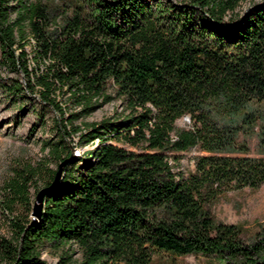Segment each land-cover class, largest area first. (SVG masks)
Masks as SVG:
<instances>
[{
  "label": "trees",
  "instance_id": "16d2710c",
  "mask_svg": "<svg viewBox=\"0 0 264 264\" xmlns=\"http://www.w3.org/2000/svg\"><path fill=\"white\" fill-rule=\"evenodd\" d=\"M10 1L0 0V69L21 80L0 75V93L36 94L58 116L42 148L57 163L71 157L39 216L0 239V264H148L156 252L264 264V224L243 239L209 211L221 193L264 181V156L237 141L255 135L264 154V1L239 12L241 0H86L85 15L50 30L41 5ZM25 43L43 66L34 75ZM54 92L78 110L64 116ZM113 98L126 114L73 125ZM185 115L189 128H176ZM194 147L193 169H178L176 153ZM37 175L7 188L23 196Z\"/></svg>",
  "mask_w": 264,
  "mask_h": 264
},
{
  "label": "rangeland",
  "instance_id": "374dc122",
  "mask_svg": "<svg viewBox=\"0 0 264 264\" xmlns=\"http://www.w3.org/2000/svg\"><path fill=\"white\" fill-rule=\"evenodd\" d=\"M41 5L49 18L48 29H56L65 16H69L73 10H79L82 15L88 11L86 0H26ZM176 1V0H171ZM264 0H241L237 10L245 11L248 6L257 5ZM13 4V0L9 2ZM31 42V39H28ZM27 52V64L32 68V74L40 72L42 65L30 59V43H25ZM37 67L35 71L33 69ZM0 75L5 77L21 78L20 73H8L6 69H0ZM21 80V79H20ZM57 101L66 114L78 110L77 107L66 103L67 93L57 94ZM112 96V94H111ZM264 109V105L262 106ZM127 113L119 98H113L109 102L94 109L90 114L73 122V125L86 122H99L106 118H116ZM55 119L58 116L46 105L39 102L36 94H26V97L7 96L0 93V239H9L12 225L15 221L22 222L24 218L31 219L38 212V204L35 203V195L44 187L47 173L56 169L57 162L42 148L47 140H55ZM176 128H189L190 121L187 115L177 118L174 122ZM69 132V130H67ZM256 128H254V132ZM78 133L69 136L76 140ZM173 137V136H172ZM67 141V138L65 139ZM237 141L244 143L249 156H264L258 151L255 135L244 136L239 134ZM117 145H124L116 142ZM92 145L75 146L79 152L89 150ZM128 148V147H127ZM134 149V148H133ZM132 149V150H133ZM178 155L177 166L180 170L193 169V156L199 154L197 148H191ZM34 168L38 171L37 178H32L23 196H17L11 192L7 185L18 178L24 170ZM44 191L43 193H46ZM209 211L216 221L226 224H234L239 227L243 239H248L264 224V181L256 189L242 188L228 190L221 193L209 206ZM33 212V213H32ZM69 251L71 259L78 261L80 251L71 246ZM53 250L44 249L40 258L48 263L55 261ZM58 253V252H57ZM148 264H221L214 258H205L199 255L187 254L182 256L156 252L151 255Z\"/></svg>",
  "mask_w": 264,
  "mask_h": 264
},
{
  "label": "water",
  "instance_id": "95a60500",
  "mask_svg": "<svg viewBox=\"0 0 264 264\" xmlns=\"http://www.w3.org/2000/svg\"><path fill=\"white\" fill-rule=\"evenodd\" d=\"M70 157H71V154L67 158L63 159L62 161H60L57 164V167H56V169H55V171L53 173V176H52V179H51L49 185L44 186L40 190L37 191V193L35 195V203L38 204V212L34 213L35 215L32 214L35 217L39 216V210H40V206H41V199H42V196L45 194L43 192L47 190L46 193H48L49 191H51L55 187V185L58 182L59 176H60L61 168L64 165V163L68 160V158H70ZM33 219H34V217H31V220H33Z\"/></svg>",
  "mask_w": 264,
  "mask_h": 264
},
{
  "label": "built area",
  "instance_id": "2783aa9c",
  "mask_svg": "<svg viewBox=\"0 0 264 264\" xmlns=\"http://www.w3.org/2000/svg\"><path fill=\"white\" fill-rule=\"evenodd\" d=\"M97 142V140L95 139L94 141H93V144H95ZM82 152V151H81ZM81 152H79L77 149H74V151H73V154L74 155H79V153H81Z\"/></svg>",
  "mask_w": 264,
  "mask_h": 264
},
{
  "label": "bare ground",
  "instance_id": "6f19581e",
  "mask_svg": "<svg viewBox=\"0 0 264 264\" xmlns=\"http://www.w3.org/2000/svg\"><path fill=\"white\" fill-rule=\"evenodd\" d=\"M35 215V214H34ZM34 218H35V216H34Z\"/></svg>",
  "mask_w": 264,
  "mask_h": 264
}]
</instances>
